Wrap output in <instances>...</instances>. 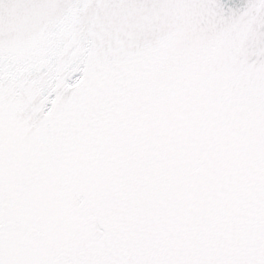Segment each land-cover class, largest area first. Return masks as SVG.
<instances>
[{
  "label": "snow or ice",
  "instance_id": "6c2138e0",
  "mask_svg": "<svg viewBox=\"0 0 264 264\" xmlns=\"http://www.w3.org/2000/svg\"><path fill=\"white\" fill-rule=\"evenodd\" d=\"M0 264H264V0H0Z\"/></svg>",
  "mask_w": 264,
  "mask_h": 264
}]
</instances>
